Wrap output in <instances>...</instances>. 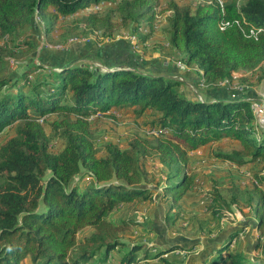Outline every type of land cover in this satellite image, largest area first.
Returning <instances> with one entry per match:
<instances>
[{
	"label": "trees",
	"instance_id": "16d2710c",
	"mask_svg": "<svg viewBox=\"0 0 264 264\" xmlns=\"http://www.w3.org/2000/svg\"><path fill=\"white\" fill-rule=\"evenodd\" d=\"M86 1L0 0V62L24 44L34 48L31 40L15 42L33 27L36 16L42 20L67 16ZM138 8L145 9L153 24L151 0H126L118 6L121 11ZM167 10L168 42L183 54L185 65L193 66L195 88L216 87L234 71L261 68L264 63V0H223V5L210 0L195 8L173 0ZM84 22L94 30L113 27L111 15L96 12ZM161 65L148 72L139 65L103 71L74 64L49 73L40 66L33 79L27 77L32 70L23 75L25 84L15 90L11 88L22 79H0V132L15 126L0 145V264H29L28 258L31 264H137L143 244L120 239L133 223L111 214L122 202L151 196L141 167L148 157H157L168 169L171 182L164 188L175 202L181 198L180 189L193 181L186 172L189 152L210 141L232 136L238 147L219 156L241 166L260 159L264 169V134L259 133L252 99L195 98L184 90L188 79L175 77L169 63ZM131 105L140 107L137 113L155 112L153 135L137 134L127 148L107 143L101 154L88 116L97 112L114 116L109 112L113 107ZM48 128L64 140L58 152L51 150ZM251 192L249 203L254 201L255 211L263 214L264 189L256 185ZM260 228L264 234V220ZM85 230L89 234L81 236ZM238 234L233 233L226 245ZM145 247L148 258L151 246ZM119 248L122 252L112 254ZM226 250L228 245L214 264H264L242 247L223 255ZM158 260L156 264H177L168 255Z\"/></svg>",
	"mask_w": 264,
	"mask_h": 264
},
{
	"label": "rangeland",
	"instance_id": "374dc122",
	"mask_svg": "<svg viewBox=\"0 0 264 264\" xmlns=\"http://www.w3.org/2000/svg\"><path fill=\"white\" fill-rule=\"evenodd\" d=\"M98 1H86L83 7L75 13L52 18L53 20L51 17L42 20L36 16L33 27L21 32L15 42L31 40L34 48L30 49L29 45L24 44L21 48L13 50L10 56L0 62V79L6 77L22 79V83L11 88L15 90L25 84L26 76L22 78L23 75L32 70L27 77L33 79L37 71H40V66L43 68L41 70L43 73L61 71L66 65L74 64L103 71L113 70L112 66L115 65L129 67L139 65L145 71L154 72V69L162 67V61H166L173 67L175 77L191 80L187 75L188 72H193V66L185 65L182 60L183 54L172 48L168 42L167 17L171 11L167 9L173 0H151L155 5L153 11L156 12L153 24L148 23L149 16L143 12L144 8L119 10L120 3L126 0ZM175 1L195 8L199 3L210 0ZM54 7L51 5L49 9L54 10ZM92 12L103 16L111 15L112 35L108 34L110 33L108 26V28L101 27L97 30L86 26L84 20ZM51 21L53 23L47 28L48 22ZM9 42L13 45L12 41ZM124 48H129L132 52L125 53ZM119 53H121L120 58L116 56ZM263 69L264 63L261 68L235 72L227 81L219 83L216 87L200 86L199 89L195 88L190 95L201 100H231L247 95L250 98L253 97L251 106L252 109L255 107L253 112L259 115L260 112L257 109L262 105L264 97ZM162 70L166 71L168 68H162ZM253 88H258V94L256 91L254 93L249 91ZM186 90L191 92L190 88ZM139 109L138 105L113 107L109 112L115 113L114 116L100 112L88 116L91 120L94 142L101 154L105 153L107 143L127 148L137 134L145 137L153 135L151 121L155 117V112L137 113ZM11 125L6 126L0 132V145L13 132L15 126L12 128ZM263 129L264 123L262 122V125L258 123L260 135L264 134ZM48 134L51 137V150L53 152L61 150L64 140L55 136L50 128H48ZM232 140L234 141L232 136H224L220 140L202 145H209L206 151H196L202 146L190 151L186 172L193 181L189 187L180 189L181 198L177 202L173 200L174 195L166 192L164 188L171 182L168 180V169L165 165L155 156L142 160L141 167L147 174L144 183L152 190L151 196L146 199L137 197L127 203L122 202L111 214L116 220H127L133 223L128 230L121 233L120 239L130 245L143 244L144 247L139 251L138 258L140 259L138 263L136 262L137 264H156L158 259L167 255L169 258H174L176 263L198 264L205 262L203 259L207 256L203 257L201 254L202 259L188 256L193 251L208 247L207 252H209V248L213 249L219 243L218 250L224 249L227 245L229 250L238 243L239 238L242 239L239 235V238L233 239L231 243L227 245L225 243L231 238L230 235H226L228 231L234 230L233 233L240 234L244 225L249 222V215L252 213L248 211L250 207L253 209V203H249L252 196L251 191L256 185L264 189V179L262 180L264 169L260 159L238 167L231 161L220 157L219 153H229L236 147ZM81 183L83 184V181ZM242 223L244 225H241ZM240 226L243 227L240 228ZM168 228L170 236L166 238L162 234ZM89 232L85 230L81 236ZM242 233L245 234L244 231ZM263 239L264 235H260V242ZM169 242H176L186 247L187 252L180 249V252L171 255V251H163V246ZM207 242L209 244L206 246ZM239 243V248L241 245L249 248L245 236ZM148 245L151 248L147 250L148 258H145V246ZM119 249L114 250L112 254L122 252V248ZM161 250L163 252H159ZM253 252L260 255L258 249ZM155 253H158L156 254L158 257L154 256ZM210 254L209 252V256ZM213 260L211 258L208 263H214ZM27 263L31 264L29 258ZM221 263L227 264L224 261Z\"/></svg>",
	"mask_w": 264,
	"mask_h": 264
},
{
	"label": "crops",
	"instance_id": "0c3cea01",
	"mask_svg": "<svg viewBox=\"0 0 264 264\" xmlns=\"http://www.w3.org/2000/svg\"><path fill=\"white\" fill-rule=\"evenodd\" d=\"M127 49V48H126ZM166 64H167V62L166 61H164ZM240 71H242V70H239V71H234L233 73H235V72H240ZM187 76H189V79H191V80H187V88H185L184 87V90L187 92V94L188 95H190L192 92H194V90H195V83H194V81H196V79L195 78H197V76H196V74L195 73H190V72H188V75ZM193 79H195L194 81H193ZM192 82V83H191ZM261 87V86H260ZM191 89V92H188L186 89ZM249 91H251L252 93H254V91H256V93L258 94V92L257 91H259L258 90V88L257 89H254L253 88V90L251 89V90H249ZM191 96V95H190ZM246 96V98L247 99H251V98H253V97H248L247 95H245ZM262 103H264V97H263V99H262ZM232 143H234L235 144V146L236 147H238V141L236 140V139H234V141L232 140ZM209 145H207V146H202V147H200V149H198L197 148V150L196 151H198V150H205V149H207V147H208ZM202 148V149H201ZM191 151H193V150H191ZM206 151V150H205ZM204 151V152H205ZM189 154H190V152H189ZM228 161V160H227ZM235 164V163H234ZM236 166H241V165H237V164H235ZM253 203V209L250 207V211H248L249 213L251 212L252 214L251 215H249V219H248V223H246L245 225H244V223H242L241 225H244V228H243V231L245 232V234L244 233H242V232H240V234H238V235H241L242 237V239H244V236H245V238H246V240H247V242L249 243V248L247 247H245L244 245H241L240 247H242L243 248V250H245V252L249 255V256H251L253 259H259V260H264V239H263V241H261L260 242V235L262 236V235H264V234H262V230H261V228H260V224L262 225V223H263V220H264V211H263V214H260V213H258V212H256L255 211V207L257 206L256 204H255V202L253 201L252 202ZM259 203V201H257V204ZM263 208H264V204H263ZM243 226H240V228H242ZM233 232H234V230H230V231H228V234H226L227 236L228 235H232L233 234ZM157 233V232H156ZM217 233V232H216ZM215 233V234H216ZM164 237H166V238H169V236H170V232H169V228H168V230L167 231H165L163 234H162ZM157 236H158V233H157ZM236 239L237 238H239V236L238 237H235ZM234 238V239H235ZM241 239V240H242ZM223 240V239H222ZM240 238H239V240H238V243L235 245V246H239L240 245ZM226 243V242H225ZM209 243L207 242V243H205V245L207 246ZM159 246V245H158ZM210 247H211V244L209 245ZM234 246V247H235ZM160 247H162V246H160ZM175 247H181V248H176L175 249ZM233 247V248H234ZM220 248V243H219V245L218 246H216V247H214L213 249H211V248H209V252L211 253L210 254V256H209V252H207V249H208V247H202L201 249H198V251H193L192 253H190V255H188V256H196V259H202L201 258V254L203 255V257L205 256H207L205 259H203L205 262H199L198 264H209L208 262H210L211 261V258H212V260L217 256V254H219V251L221 250H218ZM162 249H164L165 251H171L170 252V254L171 255H173V254H176L177 252H180V249H181V251H184V252H187L186 251V247H184V246H182V245H179L178 243H176V242H174V243H168V244H165V246H163V248ZM255 249H258V251L260 252V255H258V254H256L255 252H253V250H255ZM263 249V250H262ZM224 252H226V251H224ZM223 252V253H224ZM228 252V251H227ZM226 252V253H227ZM226 253L225 254H223V255H226ZM189 254V253H188ZM214 262V261H213ZM177 264H181L180 262L179 263H177ZM212 264H214V263H212Z\"/></svg>",
	"mask_w": 264,
	"mask_h": 264
},
{
	"label": "built area",
	"instance_id": "2783aa9c",
	"mask_svg": "<svg viewBox=\"0 0 264 264\" xmlns=\"http://www.w3.org/2000/svg\"><path fill=\"white\" fill-rule=\"evenodd\" d=\"M221 4L223 5V0H220ZM227 81V80H226ZM224 82V81H223ZM253 109H255V107H253ZM259 110L260 114L256 115V118H257V122L260 123L262 125V122L264 123V103H262V105L259 107Z\"/></svg>",
	"mask_w": 264,
	"mask_h": 264
}]
</instances>
